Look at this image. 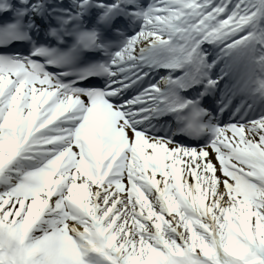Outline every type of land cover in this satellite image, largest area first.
Here are the masks:
<instances>
[{
    "label": "snow or ice",
    "instance_id": "snow-or-ice-1",
    "mask_svg": "<svg viewBox=\"0 0 264 264\" xmlns=\"http://www.w3.org/2000/svg\"><path fill=\"white\" fill-rule=\"evenodd\" d=\"M0 264H264V0H0Z\"/></svg>",
    "mask_w": 264,
    "mask_h": 264
}]
</instances>
